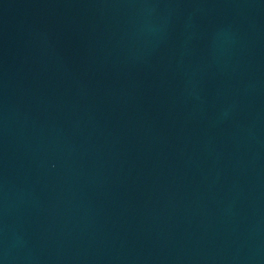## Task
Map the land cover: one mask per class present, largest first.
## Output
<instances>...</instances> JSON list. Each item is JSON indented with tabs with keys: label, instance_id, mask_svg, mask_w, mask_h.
Listing matches in <instances>:
<instances>
[{
	"label": "water",
	"instance_id": "water-1",
	"mask_svg": "<svg viewBox=\"0 0 264 264\" xmlns=\"http://www.w3.org/2000/svg\"><path fill=\"white\" fill-rule=\"evenodd\" d=\"M0 264H264V0H0Z\"/></svg>",
	"mask_w": 264,
	"mask_h": 264
}]
</instances>
